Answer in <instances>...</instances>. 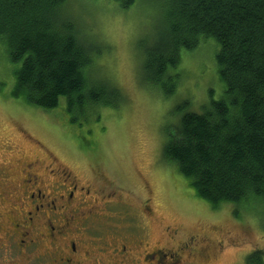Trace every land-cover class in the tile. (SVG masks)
I'll return each instance as SVG.
<instances>
[{"label": "trees", "instance_id": "obj_1", "mask_svg": "<svg viewBox=\"0 0 264 264\" xmlns=\"http://www.w3.org/2000/svg\"><path fill=\"white\" fill-rule=\"evenodd\" d=\"M68 1L0 0V49L14 77L9 99L43 112L62 100L64 117L81 127L118 108L123 95L111 80L93 77L99 45L80 33ZM110 1L123 11L153 12V40L139 45L140 81L163 100L176 94L185 57L208 41L216 46L211 67L222 96L210 91L198 113L174 107L162 159L187 181V199L252 213L264 232V0ZM243 264H264V249Z\"/></svg>", "mask_w": 264, "mask_h": 264}, {"label": "rangeland", "instance_id": "obj_2", "mask_svg": "<svg viewBox=\"0 0 264 264\" xmlns=\"http://www.w3.org/2000/svg\"><path fill=\"white\" fill-rule=\"evenodd\" d=\"M65 8L80 33L99 45L93 77L111 80L123 101L118 108L103 109L99 119H86L88 124L70 125L62 100L56 111L43 112L9 99L14 77L0 49V151L2 143L9 142L16 149L13 158L38 160L42 168L49 162L54 169L64 165L79 185L90 189L92 199L97 195L105 200L92 225V240L99 241L102 250L106 241L117 240L118 247L142 232L149 233L154 251L163 254L161 261L155 257L160 264H243L252 250L264 249V232L254 214L239 213L231 205L213 211L187 199V181L162 159L166 135L177 122L170 115L174 107L183 104L188 106L185 111L198 113L209 103L210 91L214 99L222 96L211 67L216 46L208 41L185 57L176 94L163 100L159 91L148 90L140 81L139 45L149 44L156 30L152 11H123L110 0H69ZM47 151L60 162L48 159ZM141 251H129L120 264L132 259L130 252ZM104 252L97 257L107 264L112 252ZM18 260L24 259L15 252H0V264Z\"/></svg>", "mask_w": 264, "mask_h": 264}, {"label": "flooded vegetation", "instance_id": "obj_3", "mask_svg": "<svg viewBox=\"0 0 264 264\" xmlns=\"http://www.w3.org/2000/svg\"><path fill=\"white\" fill-rule=\"evenodd\" d=\"M2 144L0 252H15L24 259L8 264H106L97 256L107 249L112 252L107 264H120L129 251L140 248V253L130 252L132 259L127 264H160L163 254L160 249L154 251L149 233L131 235L118 247L117 240L106 241L105 250L98 247L99 241L92 240V225L107 202L97 195L92 199L90 189L79 185L80 180L64 165V169H54L49 162L42 168L38 160L13 158L16 149L9 142ZM46 155L59 161L48 151Z\"/></svg>", "mask_w": 264, "mask_h": 264}]
</instances>
